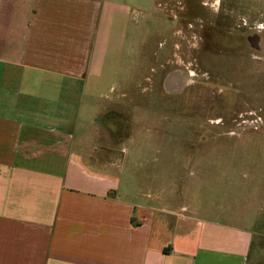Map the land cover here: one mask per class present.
<instances>
[{
	"label": "crops",
	"instance_id": "obj_1",
	"mask_svg": "<svg viewBox=\"0 0 264 264\" xmlns=\"http://www.w3.org/2000/svg\"><path fill=\"white\" fill-rule=\"evenodd\" d=\"M119 7L0 0V264H258L231 197L216 205L194 181L181 192L179 178L124 179L111 158L129 135L121 98L80 113L77 100L70 116L66 89L109 60L99 47Z\"/></svg>",
	"mask_w": 264,
	"mask_h": 264
},
{
	"label": "rangeland",
	"instance_id": "obj_2",
	"mask_svg": "<svg viewBox=\"0 0 264 264\" xmlns=\"http://www.w3.org/2000/svg\"><path fill=\"white\" fill-rule=\"evenodd\" d=\"M111 1L125 6L128 12L119 7L108 16V48H99L109 52V60L97 65L93 72L87 70L83 87L66 89L70 116L77 118L79 105H74L77 100L80 113L92 98L99 112L108 102L121 98L125 113L129 114V125L124 127L129 135L116 137L118 146L111 158L122 164L124 179L179 178L181 192L183 183L188 185L194 181L192 194H209L216 205L223 202L222 195L231 197L227 201L228 208L241 210L245 218L243 225L253 229L251 259L260 254L262 260L258 264H264V51L256 64V79L250 74V68H244L238 71L240 78L234 82L237 75L231 73L237 72L231 66V59L222 58L218 63L213 52L205 53L202 45L201 64L208 66L209 72L214 69L208 82L224 84L227 88L224 94L213 89L211 95L216 101L210 105L182 103L179 108L177 103L165 102L178 101L177 98L162 99L161 94H157L161 91L158 77L150 69L157 65L155 55L168 53L175 43L187 54V39L184 43L173 37L172 31L178 29L177 16L197 15L195 4L198 0ZM212 1H216V6L204 8L205 11L213 18L226 20L228 26L231 17L243 16L247 23L242 27L243 33L256 31L264 47V0ZM159 2L167 9L182 2L184 7L177 11H184L176 13V7H171L173 14L168 17L165 12L161 14L157 7ZM236 25L241 26L240 23ZM158 32L162 33L160 37ZM160 40L164 43L159 51ZM196 73H203V67L198 66ZM50 91L55 95L54 89ZM201 93L203 95L205 90ZM85 113L82 111L78 120L85 119ZM78 120L76 124H86ZM176 127L183 129L176 131ZM217 128L227 130L221 132Z\"/></svg>",
	"mask_w": 264,
	"mask_h": 264
},
{
	"label": "flooded vegetation",
	"instance_id": "obj_3",
	"mask_svg": "<svg viewBox=\"0 0 264 264\" xmlns=\"http://www.w3.org/2000/svg\"><path fill=\"white\" fill-rule=\"evenodd\" d=\"M215 4L216 1L210 2V0H198L195 4L197 15L188 17L182 16V18H178L177 16L179 24L177 25L178 29L172 31L174 34L173 37L181 39L184 43L187 39L189 47V50L186 52L187 54H184L182 50L183 47H178V44L175 43L174 48L168 53H164L162 56L155 55L157 65L155 69H150V71L156 73L158 77V89L161 91L158 92L157 90V94H161L162 99L177 98L178 101L173 100L165 102L177 103L179 108H182V106H180L182 103L210 105L212 102L216 101L211 95V91L213 89H219V92H223L224 88H227L224 84L217 83L216 85H213L211 82H208L210 73L211 71H214V69L212 67V70L209 68L211 70L209 72L207 70L208 66L206 67L201 64L200 52L204 50L200 48L202 45L206 48L205 53L210 54L213 52V57L215 56V59H218V63H220L222 58H227L228 61L231 59V66L234 67L237 72L231 73L234 76L237 75L234 82H237L240 78L238 71L244 68H250V70H252L250 74L255 77V79L257 77L256 64H258L260 53L264 51V47L261 46V38L259 34L256 31L243 33L242 27L247 24L244 21L243 16H238V18L235 19L231 17L232 22H230L229 26L227 25L226 20L222 21V19L219 20L218 18H213L212 15H210L211 13L207 10L205 11L204 8L215 7ZM163 5L162 2H159L157 7L158 9L160 8L161 14L165 12L168 17V14H173L171 10L172 8L176 7V13L184 11V9H180L179 12L177 11L178 8L184 7L182 2H179L177 5L171 6L172 8L169 7L168 9ZM239 11H242V9H239ZM240 14H242V12H240ZM253 18H255L254 15ZM236 23H240L241 26L236 25ZM160 29L161 26L159 30ZM161 34L162 33L158 32L159 37ZM159 42L158 47L160 51L164 42H161V40ZM165 43L168 44V42ZM197 44L199 45L198 48ZM244 53L245 55H243ZM225 54H229L230 56ZM180 55H184V57ZM239 57H241V59ZM248 57H250V59H248ZM249 61L251 62V65ZM198 66L203 67V73H196ZM215 71L218 74V71ZM248 73L249 72H247L246 75H248ZM203 89L205 90V93L202 95L201 90ZM236 92L238 93V91ZM194 93L195 95L197 93L200 95H191ZM232 95H235L234 97H236V94ZM182 129V127L175 128L176 131ZM217 130L222 132L227 129L217 128Z\"/></svg>",
	"mask_w": 264,
	"mask_h": 264
}]
</instances>
